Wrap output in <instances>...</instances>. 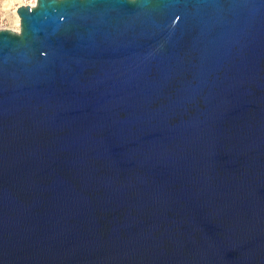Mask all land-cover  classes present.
<instances>
[{
  "label": "water",
  "instance_id": "water-1",
  "mask_svg": "<svg viewBox=\"0 0 264 264\" xmlns=\"http://www.w3.org/2000/svg\"><path fill=\"white\" fill-rule=\"evenodd\" d=\"M16 12L0 264H264V0Z\"/></svg>",
  "mask_w": 264,
  "mask_h": 264
},
{
  "label": "rangeland",
  "instance_id": "rangeland-1",
  "mask_svg": "<svg viewBox=\"0 0 264 264\" xmlns=\"http://www.w3.org/2000/svg\"><path fill=\"white\" fill-rule=\"evenodd\" d=\"M29 0H0V29L16 30L14 12L18 6L27 4Z\"/></svg>",
  "mask_w": 264,
  "mask_h": 264
},
{
  "label": "bare ground",
  "instance_id": "bare-ground-1",
  "mask_svg": "<svg viewBox=\"0 0 264 264\" xmlns=\"http://www.w3.org/2000/svg\"><path fill=\"white\" fill-rule=\"evenodd\" d=\"M14 17H15V19H14L15 23H16V25H18V23H19V16H18L17 12H14ZM16 30H18V28Z\"/></svg>",
  "mask_w": 264,
  "mask_h": 264
},
{
  "label": "built area",
  "instance_id": "built-area-1",
  "mask_svg": "<svg viewBox=\"0 0 264 264\" xmlns=\"http://www.w3.org/2000/svg\"><path fill=\"white\" fill-rule=\"evenodd\" d=\"M36 3V0H29V2L27 4H30L31 6L35 5ZM19 28V26H18Z\"/></svg>",
  "mask_w": 264,
  "mask_h": 264
}]
</instances>
